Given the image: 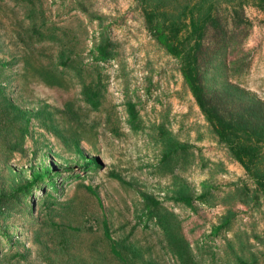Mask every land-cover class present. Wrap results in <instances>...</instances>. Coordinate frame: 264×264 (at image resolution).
Returning a JSON list of instances; mask_svg holds the SVG:
<instances>
[{"label": "rangeland", "instance_id": "obj_1", "mask_svg": "<svg viewBox=\"0 0 264 264\" xmlns=\"http://www.w3.org/2000/svg\"><path fill=\"white\" fill-rule=\"evenodd\" d=\"M15 2L0 0V85L26 111L29 121L23 139L12 129L0 130V192L34 185L25 196V210L20 209L19 198L14 197L18 207L10 200L12 195L4 198L3 208L8 209L0 217V255L26 254L25 260L12 264H27V260L30 264H94L96 259L108 260L100 229L101 215H105L112 237L130 235L160 264H178L158 224L147 220L141 211V194L146 192L177 214L200 264H238V255L250 259L252 254L264 264V205L252 201L245 204L238 193L242 185L253 187V182L210 131L183 82L178 62L145 29L137 1L37 2L46 19L44 28H62L57 31L59 37L62 32L65 40L69 37L84 63L96 62L94 48L101 35L113 42L114 58L97 63L106 76V94L117 108L122 133L115 136L98 126L97 140L87 135L88 139L80 142L81 152L66 148L32 116L43 105L58 115L61 106L55 100V90L25 77L24 54L39 52L34 58L55 66L60 44L50 40L24 43V28L30 20ZM245 13L252 26L230 58L244 57L248 65L233 80L264 100V15L253 6H246ZM79 91L75 85L78 98ZM127 97L136 104L143 121L139 130L127 122ZM160 125L191 147L194 159L190 163H174L171 172L161 167V147L154 137ZM92 159L98 165L87 168ZM44 172H49V179ZM68 174L72 175L65 178ZM40 175L44 176L40 179ZM83 184L90 185L96 195ZM181 184L193 194L194 208L173 200ZM44 191L52 196L44 197L47 205L55 207L54 221L71 219L65 222L79 226L80 231L69 230L63 236L48 218L45 222L40 208ZM202 192H209V202L197 199ZM68 208L70 212H66ZM227 214L230 226L214 234L213 227ZM0 264L9 262L0 257Z\"/></svg>", "mask_w": 264, "mask_h": 264}, {"label": "trees", "instance_id": "obj_2", "mask_svg": "<svg viewBox=\"0 0 264 264\" xmlns=\"http://www.w3.org/2000/svg\"><path fill=\"white\" fill-rule=\"evenodd\" d=\"M140 8L143 24L155 42L173 57L179 65L184 84L190 91L200 113L206 120L210 131L217 141L223 144L229 156L238 162L247 176L252 180L253 187L247 184L238 188L242 202L250 201L255 205H264V100L257 97L233 78L241 74L247 67L244 57L230 58V54L240 48L252 26L246 16V6H253L264 15V0H136ZM41 0H17L15 4L23 8L29 24L24 28L25 42L30 40L58 41L60 50L58 63L47 65L34 58L39 52L30 51L24 54L23 71L25 77L34 78L55 90V100L61 106L56 115L48 106H40L32 113L41 126L52 133L71 151L81 152L80 142L88 139L87 135L97 140V127L101 126L111 134L120 136L122 133L120 118L115 105L107 97L106 76L97 62L114 58L113 42L106 35L95 46L93 56L95 63H84L81 56L70 44L69 37L60 27H46V19L37 9ZM229 55V58H228ZM34 59H33V58ZM75 80V81H74ZM75 85L80 89L79 98L75 93ZM127 122L132 129L142 128V119L136 104L127 97L125 100ZM94 116L89 118V113ZM89 119V120H88ZM28 116L25 110L17 106L5 93L0 85V130L12 129L24 138L27 131ZM154 137L161 147V167L171 172L174 163L187 164L194 159L191 147L179 141L171 131L162 125L157 127ZM13 144L10 146V153ZM98 165L96 159L88 162L87 168ZM49 179V172H44ZM68 174L66 177H70ZM44 175H40L41 179ZM17 186L8 191L0 192V217L8 209L4 198L11 196L14 204L19 198L21 210H25L24 199L33 186ZM83 187L96 195L90 185ZM51 198L47 191L42 194L41 213L56 226V231L65 236L71 231H80L79 226H72L71 219L55 222L54 206L47 205L46 198ZM141 211L147 220H152L160 227L166 247L176 257L178 264H200L192 252L190 241L184 233L181 220L177 214L164 206L156 196L142 192ZM197 199L209 202L210 194L201 193ZM173 200L194 208L193 194L187 191L185 184L176 190ZM53 204H55L53 202ZM47 207V210L43 208ZM78 206V205H77ZM34 202H31V208ZM42 208L45 210H42ZM70 208L66 212H70ZM53 214V215H51ZM44 222V223H45ZM230 215L224 216L220 223L213 227V233L230 226ZM41 227L43 223H40ZM101 231L105 242V259H96L94 264H160L145 248L132 241L126 235L114 238L110 234L109 222L101 215ZM41 229V228H39ZM38 229V230H39ZM53 231V230H48ZM40 232V231H37ZM244 247V246H243ZM0 257L9 264L19 259H26V254L1 253ZM264 257V256H263ZM25 263L30 264V261ZM238 264H259L258 256L250 259L238 255Z\"/></svg>", "mask_w": 264, "mask_h": 264}]
</instances>
